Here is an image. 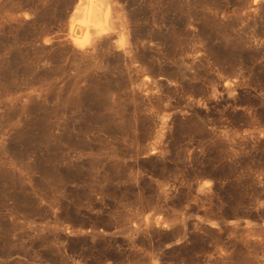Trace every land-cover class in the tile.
I'll return each mask as SVG.
<instances>
[{
	"label": "rangeland",
	"instance_id": "374dc122",
	"mask_svg": "<svg viewBox=\"0 0 264 264\" xmlns=\"http://www.w3.org/2000/svg\"><path fill=\"white\" fill-rule=\"evenodd\" d=\"M122 2L164 75L0 0V264H264V0Z\"/></svg>",
	"mask_w": 264,
	"mask_h": 264
},
{
	"label": "bare ground",
	"instance_id": "6f19581e",
	"mask_svg": "<svg viewBox=\"0 0 264 264\" xmlns=\"http://www.w3.org/2000/svg\"><path fill=\"white\" fill-rule=\"evenodd\" d=\"M124 0H79L70 19L68 40L82 55L93 57L102 45L118 36V49L128 67L144 77L164 75L146 65L140 57L137 43L131 41L130 20ZM259 0H254L256 4ZM142 64V65H141Z\"/></svg>",
	"mask_w": 264,
	"mask_h": 264
}]
</instances>
